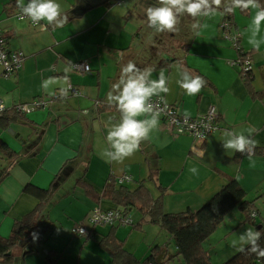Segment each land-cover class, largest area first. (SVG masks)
I'll list each match as a JSON object with an SVG mask.
<instances>
[{
  "label": "crops",
  "instance_id": "obj_1",
  "mask_svg": "<svg viewBox=\"0 0 264 264\" xmlns=\"http://www.w3.org/2000/svg\"><path fill=\"white\" fill-rule=\"evenodd\" d=\"M56 2L60 4L62 15L68 17L67 22L57 27L40 21L44 27L39 24L33 28L14 17L17 0H0V29L7 47L23 56L16 75L10 78L0 75V101L10 109L38 98H50L67 88V95L52 101L48 108L23 115V119L14 121L5 130L0 128V141L18 155L17 160L12 161L0 153V178L8 171V176L0 181V235L7 237L13 221L37 205L35 198L22 192L24 186L30 184L50 192L35 218L36 237L13 250L15 264H46L44 259L34 261L25 256L49 250L45 259L52 258L53 245L45 247L44 244L52 242L50 238L58 226L64 222L67 227L77 222L84 225L82 220L95 208L115 210L114 204L97 196L106 183L122 176L129 177L130 181L121 186L130 191L142 186L153 200L160 196L159 188L163 189L165 213L196 211L229 179H235L246 199L254 202L257 215V205L263 207L264 202V158L252 154L249 158L245 153L236 162L233 159L235 151L225 150L222 143L226 139L225 130L244 131L249 135L246 130L255 127L258 131L251 133L249 138L258 142L255 148H264V98L252 99L239 77V68L230 66L237 58V51L224 39L221 29L226 11L219 9L211 17L195 18L200 27L192 36L187 32V20L180 22L179 19L177 32L183 34L185 46L174 57H168L173 61L165 68L155 70L152 65L137 64L140 69H152L148 81L158 79L161 71L164 73L169 92L158 96L173 105L176 113L195 117L205 114L209 106H215L219 116L218 132L202 143L188 136L174 138L159 120L157 128L150 131L149 139L141 142L140 149L118 162L113 160L114 149L106 136L110 126L120 121V113L115 101L110 103L107 95L118 82L121 68L140 54L132 47L134 39L140 40L141 35L150 38L153 33L145 27L148 26L145 17L137 13L139 9L145 12L152 4L150 0L143 3L122 0L108 7H94L81 17L70 19L69 13L76 6V0ZM256 11L235 9L230 14L239 49L248 54L246 57L251 62V87L260 93L264 91V22L256 37L262 41L259 50L248 43ZM130 17H134L132 26L128 25ZM76 48H80L79 53ZM78 62H85L91 72H75L72 66ZM66 68L70 70L65 72ZM182 69L191 74L194 70L211 86L202 87L195 95H187L177 83ZM50 77L57 80H49ZM71 89L76 90L78 96L69 95ZM117 94L118 91L113 93ZM137 119H151V116L141 115ZM192 168L197 171L193 173ZM151 171H155L152 177ZM114 184L116 188L121 187ZM59 210L61 214L55 218ZM128 217L131 224L119 232L116 226L110 229L123 242V247L131 235L132 239L134 234L145 235L151 231L152 235H145L136 246L131 239L124 247L126 252L144 259L150 247L169 242L166 234L159 238L154 228L142 223L143 217L137 210H132ZM248 226L240 211L229 212L217 231L204 242L205 248L202 245L209 262L223 264L235 255L240 247L239 236ZM96 228L90 227V238H85L84 243L92 235L99 241L110 231ZM237 232L240 234L233 240L236 245L232 241L230 246L211 257L223 238ZM215 234L217 237L212 238ZM169 245L170 253H174L171 242ZM100 258L101 264H111L107 254ZM173 262L180 264L178 260Z\"/></svg>",
  "mask_w": 264,
  "mask_h": 264
},
{
  "label": "trees",
  "instance_id": "obj_2",
  "mask_svg": "<svg viewBox=\"0 0 264 264\" xmlns=\"http://www.w3.org/2000/svg\"><path fill=\"white\" fill-rule=\"evenodd\" d=\"M259 3L263 7L264 0H259ZM222 22H226L231 29L236 30L230 13L224 12ZM246 55L248 54L243 53L241 49L237 52V56L240 58H244ZM171 61V59L163 60L157 65H152V69H163ZM191 72L193 76L202 77L206 82L205 86H211L205 77L194 70ZM239 77L252 99L264 98V91L257 93L251 87V69L243 71L240 68ZM20 119H23V114L9 109L0 117V128L5 130L11 123ZM0 153L12 161H16L18 158V155L1 141ZM242 155L235 151L233 159L238 162ZM252 155L264 158V148H255ZM152 173H155V171H151L150 177H152ZM7 176L8 171H5L0 181ZM159 190L161 192L160 196L153 200L142 186L130 191L123 186L116 188L114 182H110L102 188L101 194L97 197L114 204L117 207L115 210L121 214L122 219L128 218L132 210H137L143 217L142 223L158 226L169 238V242L164 245L150 247L147 257L141 259L125 251L123 242L111 233L113 226L110 228L109 233L99 240V246L106 252L111 264H169L174 260H178L180 264H211L202 243L234 209L242 213L245 223L251 225L255 230H261L262 234L258 238L257 244L264 248V221L256 222L254 220V202L246 199L244 191L235 179H229L219 191L196 211L186 210L179 213H165L162 205L164 190L161 188ZM22 192L35 198L37 205L31 212L13 221L7 237L0 235V264H15L13 250L22 243L29 242L36 237L35 218L50 195L49 189L38 188L30 184L24 186ZM34 233L36 234L35 237ZM90 235L89 231V236L85 238H90ZM170 242L175 248L174 253L169 251ZM244 248L245 251L237 252L223 264H264V257H258L255 253L247 251L251 248L250 244H246Z\"/></svg>",
  "mask_w": 264,
  "mask_h": 264
},
{
  "label": "clouds",
  "instance_id": "obj_3",
  "mask_svg": "<svg viewBox=\"0 0 264 264\" xmlns=\"http://www.w3.org/2000/svg\"><path fill=\"white\" fill-rule=\"evenodd\" d=\"M223 6L224 11L231 13L235 9L241 11L256 9L255 15L251 20V35L248 43L256 50H259L262 41L257 40L264 22V7L259 0H157L156 6H149L145 9L148 27L156 33L174 32L180 17L187 14L192 18L211 17ZM17 7L21 13V19L28 18L34 24L40 21H47L49 25L55 24L57 27L67 22L68 17L63 16L60 4L56 0H29L25 5L24 0H17ZM42 27H44L42 25ZM193 29L200 27L199 22L192 25ZM249 30V29H248ZM70 69L66 68L65 72ZM152 69H140L133 62L129 61L121 68L118 82L112 85L111 91L107 95L108 101H115V105L120 113V121L112 124L107 132L106 140L114 149L113 160L122 161L124 158L131 157L140 149L141 142L149 139V133L156 129L159 123V112L154 109L150 102L153 96L160 93H168L167 79L161 71L159 78L148 81L147 76H151ZM178 85L187 95H195L205 86V80L200 76H193L188 70L182 69L179 73ZM49 80H57L50 77ZM65 82L67 78L65 77ZM117 95H113L117 92ZM61 94L67 95V88L61 89ZM2 107V106H0ZM151 114V119H137L141 115ZM249 135L244 131L225 130L223 135L226 139L222 143L225 150H234L241 154H248L251 158L257 141L250 139L253 132H257L255 127H249ZM193 173L196 168L190 169ZM261 230L247 228L244 234L239 236V251H245L244 245L250 244L247 249L249 253H255L258 257H264V248L257 244L261 235ZM35 237V233L33 234ZM236 245V241H233Z\"/></svg>",
  "mask_w": 264,
  "mask_h": 264
},
{
  "label": "built area",
  "instance_id": "obj_4",
  "mask_svg": "<svg viewBox=\"0 0 264 264\" xmlns=\"http://www.w3.org/2000/svg\"><path fill=\"white\" fill-rule=\"evenodd\" d=\"M29 0H24L26 5ZM14 17L22 22H27L33 28L39 26V24H34L30 19L24 18L21 19V13L19 8H17ZM221 29L223 30L224 39L229 41L231 46L238 52V36L233 34V29L226 23L222 22ZM23 61V56L19 52L10 51L7 47V41L3 31L0 29V68H1V77L10 78L20 70ZM230 66L243 69V71H248L251 68V62L248 57L237 58L230 62ZM72 69L79 74H88L91 72L89 66L85 62H78L72 66ZM71 96H78V92L74 89L69 90L68 92ZM62 97L61 93H55L50 98H38L30 103L26 104H17L13 106L12 109L14 112L19 114L27 115L32 112L43 110L48 108L50 103L54 100H57ZM150 102L154 105V109L159 112V120L167 128L174 138L179 136H188L193 141L202 143L207 140L211 135L215 134L219 130L218 121L219 116L216 111L215 106H209L205 114L190 117L185 115H180L176 113L174 106L167 104L161 96H153ZM0 117L9 110L5 104L0 101ZM151 116V114H148ZM130 181L129 177L122 176L114 180V183L117 185H123ZM121 214L116 210L103 211L99 208H95L91 211L90 215L87 216L88 222H90L91 227L105 225V226H119L121 224L129 225L130 219H122ZM79 226L72 228V234L76 237H88L89 230L78 224Z\"/></svg>",
  "mask_w": 264,
  "mask_h": 264
},
{
  "label": "rangeland",
  "instance_id": "obj_5",
  "mask_svg": "<svg viewBox=\"0 0 264 264\" xmlns=\"http://www.w3.org/2000/svg\"><path fill=\"white\" fill-rule=\"evenodd\" d=\"M141 2L143 3L144 0H141ZM150 3L152 4V6H156L157 0H150ZM220 9H224L223 6ZM137 13L142 15V17L144 16L146 19L145 12L142 9L141 10L139 9ZM187 17H188L187 14L180 17V22L187 19ZM133 18L134 17H130V20L128 23L129 26L133 25L134 23ZM194 23H196L195 18H192L189 16V27H188L187 32L189 33L190 36L193 35L194 30H195L192 27ZM40 26H42V23H40ZM145 27L148 30L153 31V33L152 35H150L149 33V35L151 36L150 38H146L141 35L140 40L134 39L132 47L135 52L140 53L139 55H136L135 58L132 60L133 63L136 64V66L138 63H140L142 66L153 65L161 60L167 59L168 57H174L180 52L179 49L185 46L183 34L177 32L178 26H176V31L174 32L166 31L163 33H156L153 29L149 28L148 26H145ZM184 31H185V27H184ZM143 34L145 35L144 30H143ZM68 51L69 53H71L72 52L71 48H68ZM75 51L76 53H79L80 48H76ZM248 200L251 201L252 199L249 198ZM262 204H263V207H261L259 204L256 207L257 212H258L257 215L256 213L254 215L255 217H257L255 219L256 222H259L261 219L264 220V202H262ZM260 209H262V211ZM90 213L88 214V216L90 215ZM60 214H61V211L59 210L58 212L55 213V218L59 217ZM82 222H84V225L82 224L81 226L89 230L91 227V224L90 222H88L87 217L84 218ZM78 224L79 222L67 227L66 223L64 222L56 228V230L53 232V236L50 238V241L52 242L47 241L44 244L45 247H49L50 245H53L54 250H55L54 255L49 260L45 259V257H48L47 255L49 254V250H46V251L42 250L37 254L25 256V258H29L34 261L44 259L46 264H101L100 255L106 256V252L99 246V241L96 238H94L93 235L91 239L88 240L86 243H84L85 236H82V237L73 236L71 232L72 228L79 226ZM126 226L128 225L121 224L119 226H116V229L118 228V232H119V230H122ZM147 226L148 228H154V231L156 232L157 237L161 238L162 236H164L165 233L161 231V229L158 226L154 227L155 225L153 226L152 224H149V223H147ZM96 227H98L96 228V230L108 232L110 230L109 227H113V226L99 225ZM246 228H253V227L249 225ZM216 231H217V228L215 229L213 233H215ZM112 234L114 236L117 235L115 234V231H112ZM238 234L240 233L237 232V233L230 235L227 238H223L221 240V243L216 247V249L212 251L211 257H213L215 252H220L223 248L230 246V243L236 238ZM145 235L149 237L152 235V232L151 231L146 232ZM145 235L144 234H134L133 239L131 235L129 238H127V241H125L124 247L130 244L131 239H132L131 241L133 245L135 246L138 245L139 242L145 238ZM215 236L217 237V234H215L212 238H214ZM204 242L202 243V245L205 248ZM49 243H52V244H49ZM41 246L43 247V245ZM169 264H176V262H171Z\"/></svg>",
  "mask_w": 264,
  "mask_h": 264
},
{
  "label": "water",
  "instance_id": "obj_6",
  "mask_svg": "<svg viewBox=\"0 0 264 264\" xmlns=\"http://www.w3.org/2000/svg\"><path fill=\"white\" fill-rule=\"evenodd\" d=\"M120 2L121 0H114ZM76 6L69 13V18H79L87 11L91 10L94 7L101 6L103 3L97 0H76ZM165 60H168L165 59ZM173 61V60H172ZM171 61V62H172Z\"/></svg>",
  "mask_w": 264,
  "mask_h": 264
},
{
  "label": "flooded vegetation",
  "instance_id": "obj_7",
  "mask_svg": "<svg viewBox=\"0 0 264 264\" xmlns=\"http://www.w3.org/2000/svg\"><path fill=\"white\" fill-rule=\"evenodd\" d=\"M97 1L102 2L103 4L101 6H104V7H108L109 5L117 2V1H114V0H97ZM186 20H187V23H189V16L187 17ZM184 25H187V24L184 23Z\"/></svg>",
  "mask_w": 264,
  "mask_h": 264
}]
</instances>
